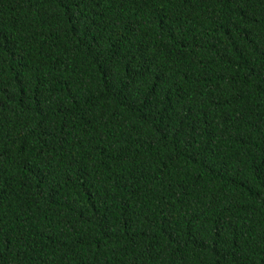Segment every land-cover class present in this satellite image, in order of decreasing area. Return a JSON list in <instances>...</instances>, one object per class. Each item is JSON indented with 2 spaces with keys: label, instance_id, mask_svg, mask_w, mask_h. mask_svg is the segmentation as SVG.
Segmentation results:
<instances>
[{
  "label": "trees",
  "instance_id": "trees-1",
  "mask_svg": "<svg viewBox=\"0 0 264 264\" xmlns=\"http://www.w3.org/2000/svg\"><path fill=\"white\" fill-rule=\"evenodd\" d=\"M0 264H264V0H0Z\"/></svg>",
  "mask_w": 264,
  "mask_h": 264
}]
</instances>
